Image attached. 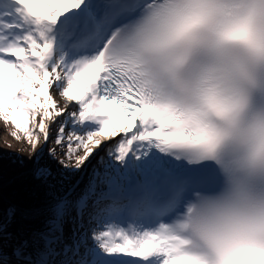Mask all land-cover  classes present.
<instances>
[{
    "label": "snow or ice",
    "instance_id": "6c2138e0",
    "mask_svg": "<svg viewBox=\"0 0 264 264\" xmlns=\"http://www.w3.org/2000/svg\"><path fill=\"white\" fill-rule=\"evenodd\" d=\"M0 119L110 162L0 264H264V0H0Z\"/></svg>",
    "mask_w": 264,
    "mask_h": 264
},
{
    "label": "rangeland",
    "instance_id": "374dc122",
    "mask_svg": "<svg viewBox=\"0 0 264 264\" xmlns=\"http://www.w3.org/2000/svg\"><path fill=\"white\" fill-rule=\"evenodd\" d=\"M52 96L57 101L58 107H60V108L65 107V104L63 103V100L60 97L57 90H55V89L52 90ZM33 123L38 126L39 116L36 117V119ZM48 123H50V122H48ZM58 126H59L58 123L55 125L53 124L52 127L49 129V132L52 134V136L49 137V145H46V143H44L43 135L41 134L40 135V138H41L40 143L37 145V149L34 150L32 148V146L28 142L25 141L23 133L18 132L11 125L10 122L5 123L2 119H0V156H5V157H2V159L10 160L11 162H15V161L18 162V158L22 159V160L25 159L26 161H29V160H27V158H30L31 156H33L34 151H39L40 149H42L43 151L41 152L40 156L34 160L31 169H33V167H35V168L37 167L39 159H42V158L46 159L47 158L46 160H44L45 166L48 167L49 169H51L52 170L51 172H53V165L54 164L60 165L58 163V160L64 159V151L66 150V149H63L61 147H58L55 144V129L58 128ZM13 132H16V135L19 137V139H16L11 135V133H13ZM51 148H55V152H56L55 159H52V157H50L48 155V150ZM104 149H105L104 146L102 148H99L98 150H100V152L96 155L94 154L93 157L90 158V159H92L91 161H95L97 158L99 160H100V158L107 159V157H104ZM96 152H97V150H96ZM101 153H103L102 157H100V158L97 157ZM3 154H6V155H3ZM76 155L77 156L83 155V150L78 151L76 153ZM90 159L88 161H90ZM106 161L107 160L100 162L99 164H101V166L98 168H94L92 165H90L87 168L86 167L87 162H86V164L84 166H82V168L79 171H70L67 169L65 172H61L60 174L58 173L57 175H55L54 178L48 179V181L51 183L50 186L52 187V188H50L51 189L50 193H46L45 195L42 194L39 197H34L31 200H28L26 203L28 205L20 204L19 209L22 213L20 212L18 217L15 216L10 222L5 224L6 225V233L7 234H14V236H16V237L17 236L18 237H27V236H30L33 232L42 229L44 226L46 218H42L36 214L40 210L48 208L51 205V203L53 202V200L57 197L65 196L68 193H71L72 196L75 197V192H74L75 190L73 191V189H70V187H72L74 185V183L78 180L79 176L81 175V172H82V175H83V173H84V175L86 173H87V175L91 174V173L93 174L94 171L102 172V171L106 170V168L109 165V162H106ZM66 162L69 165H73L75 163V159L73 158L71 160H67ZM22 173H25V171ZM11 176L14 177L15 175H11ZM15 177L22 178V177H18V176H15ZM39 178L40 177H37L35 175L32 179V180H34L33 183L38 182L41 187H46L45 182H39L38 181ZM43 181H47V180L44 179ZM85 184H86V182L83 180L82 184L79 185L77 187V189H80V191H81ZM0 194H2V193H0ZM31 195H30V197H31ZM1 202L4 205L10 204L14 208L13 203L9 199H7V197H5L4 195H0V203ZM30 204H32V205L30 206ZM16 207L18 208V206H16ZM8 209H10V208L8 207ZM23 214L28 215L30 217V220L28 221L29 225H26L27 227H23V225H25V222H24L25 219H23L24 218ZM3 219L5 221L6 217H3ZM7 237L8 236L6 235V238Z\"/></svg>",
    "mask_w": 264,
    "mask_h": 264
},
{
    "label": "trees",
    "instance_id": "16d2710c",
    "mask_svg": "<svg viewBox=\"0 0 264 264\" xmlns=\"http://www.w3.org/2000/svg\"><path fill=\"white\" fill-rule=\"evenodd\" d=\"M3 155H6V154H3ZM2 157H5V156H0V189H1L0 193H2L0 195H4L5 197H7V199H9L10 201L16 204H19L20 206V204L28 205L26 204L27 201L31 200L34 197H39L42 194L45 195L46 193H50L51 191L50 188H52L50 186L51 183L48 181V179L50 178L48 176L42 177L37 172L38 168L45 166L44 160H46L47 158L39 159L37 167L36 168L33 167V169H31L34 160L37 159L38 157L34 159H30L31 157H33L31 156L30 158H27V160L29 161L18 158V162L17 161L11 162L10 160L2 159ZM58 161H60V159ZM66 170L67 169H65L61 164L60 165L54 164L53 172H51L52 170L50 169V175L52 176V178H54L55 175H57L58 173L60 174L61 172H65ZM24 171L25 173H22ZM11 175H15V176L22 177V178H17L15 176L13 177ZM35 175L37 177H40L38 179L39 182H45L46 187H41L38 182L33 183L34 180L32 179ZM44 179H46L47 181H43ZM31 205L32 204H30V206ZM0 206H2L4 211L7 210L8 207L12 208L10 204L4 205L2 204V202L0 203ZM36 215H39L40 217L47 219L48 208L42 209ZM23 216L25 219L24 220L25 224L26 223L28 224L30 217L25 214H23ZM11 236L16 237L14 236V234H11ZM10 242L11 241L8 237L5 238V243L9 244Z\"/></svg>",
    "mask_w": 264,
    "mask_h": 264
},
{
    "label": "bare ground",
    "instance_id": "6f19581e",
    "mask_svg": "<svg viewBox=\"0 0 264 264\" xmlns=\"http://www.w3.org/2000/svg\"><path fill=\"white\" fill-rule=\"evenodd\" d=\"M69 110H71V109H69ZM55 125V124H54ZM59 127V126H58ZM54 129V128H53ZM52 136V134L50 133V137ZM46 145H49V140H48V142L46 143ZM105 146V145H104ZM103 147V146H102ZM101 147V148H102ZM100 152V150H97V152L95 153V155L96 154H98ZM102 155H103V153H101L98 157L100 158V157H102ZM106 155V153H104V156ZM93 157V156H92ZM92 159H90V161H91ZM105 160H107L106 162H109V159L107 158V159H101L100 158V160L97 158L95 161H88L87 162V164H86V167L88 168L90 165H92L94 168H98V167H100L101 166V164H99L98 162L99 161H105ZM90 162V163H89ZM110 163V162H109ZM103 165V164H102ZM90 174H88L87 175V173L83 176V178L81 179V181L79 182V185H81L82 184V181L84 180L85 182H88V180L91 178V176H89ZM48 177L49 178H52V176L51 175H48ZM75 192V196L79 193V191L78 190H75L74 191ZM13 203V205H14V202H12ZM19 205V204H18ZM14 208H15V212H16V214H18L19 213V211L20 210H18L19 208H17L16 209V206L14 205ZM13 207L11 208V209H14ZM9 218L7 217V215H6V220H5V222L8 220ZM4 222V223H5Z\"/></svg>",
    "mask_w": 264,
    "mask_h": 264
}]
</instances>
